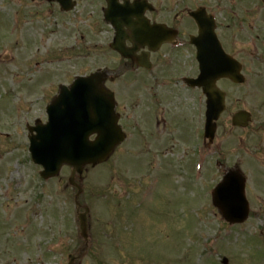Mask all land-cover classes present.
Masks as SVG:
<instances>
[{
    "label": "rangeland",
    "instance_id": "1",
    "mask_svg": "<svg viewBox=\"0 0 264 264\" xmlns=\"http://www.w3.org/2000/svg\"><path fill=\"white\" fill-rule=\"evenodd\" d=\"M39 1L0 0V12L13 15L18 7L23 10L25 6L26 11H36ZM88 1L90 6L83 4L70 13L43 3L40 10L44 9V18L50 13L46 21L37 14L22 36L10 34L6 39V32L0 33V264H66L67 256L77 249L53 246L57 238L54 235L60 232L63 238V229L69 233L72 229L71 235H78L75 193L68 185L71 170L64 167L56 180L41 179V168L32 162L28 151L26 125L37 118L46 120V103L40 97L48 84L71 81L68 63H50L55 58L49 56L50 51L58 50L59 56L68 57L72 53L87 54L84 49L90 48L83 71L113 65L110 53L104 58L100 54L109 27L103 24L98 0ZM41 75H46L47 81H41ZM23 84H28L29 89H24ZM230 89L228 86L233 99L238 90ZM248 94L249 100L237 102L235 107L230 105L229 113L241 108L259 111L255 107L261 103L262 95L255 84ZM194 111L197 107L189 108L187 114ZM204 114L203 102V123ZM219 124L213 151H165L163 155L166 161L176 162L182 160L184 152L185 161L198 156L204 159L200 165L203 172L193 190L181 191L175 169L169 174H152L147 184L148 155L152 153L142 148L144 142L137 144L135 137L134 151H123L131 147L129 141L110 162L88 169L83 178V199L91 206L92 227H103L107 233L120 228L125 235L117 249L109 236L102 250L87 253L79 264H102L95 262L96 254L109 264H147L141 259L152 264H222L224 256L229 258V264H264L260 233L263 230L264 238L263 128L259 132L233 129L228 114ZM235 166L247 177V197L253 212L242 226L224 223L210 198L211 189L221 181L226 169ZM132 199L134 204L124 207ZM193 201L195 204L190 203ZM31 222L32 236L26 232ZM217 241L223 245H216Z\"/></svg>",
    "mask_w": 264,
    "mask_h": 264
},
{
    "label": "flooded vegetation",
    "instance_id": "2",
    "mask_svg": "<svg viewBox=\"0 0 264 264\" xmlns=\"http://www.w3.org/2000/svg\"><path fill=\"white\" fill-rule=\"evenodd\" d=\"M129 1L141 5L144 11L147 9L149 40L151 33L154 35L153 27L159 25L165 30L166 41L158 48L139 46L135 50L139 60H134V54L133 59L126 60L116 53L118 77L106 84L114 92L119 123L132 139L131 151H134V137L137 144L144 142L146 151H202L203 91L193 84L200 74L198 48L193 42V37L199 36V28L191 13L204 9L214 16L222 47L242 64L247 78L244 98L248 101V92L254 84L264 94V4L255 3L243 9L236 20L242 29L235 36L231 26L219 20L221 4L227 0ZM83 2L87 0L78 1L76 8ZM98 3L102 11L107 6L106 0ZM46 5L59 8L56 1H47ZM229 14L231 11L226 12V16ZM242 42L261 48L251 51L250 47L238 45ZM125 45L134 50V42L125 40ZM218 84L238 88L246 85L237 86L227 79ZM195 107L200 110L188 115L187 110ZM144 133L146 137L142 136Z\"/></svg>",
    "mask_w": 264,
    "mask_h": 264
},
{
    "label": "water",
    "instance_id": "3",
    "mask_svg": "<svg viewBox=\"0 0 264 264\" xmlns=\"http://www.w3.org/2000/svg\"><path fill=\"white\" fill-rule=\"evenodd\" d=\"M66 8L70 0H58ZM115 0H109L107 20L117 28L128 24L127 17L115 16ZM114 14V15H113ZM122 20L123 22H121ZM208 32L203 33V39ZM202 49L203 76L199 85L204 87L208 96L207 124L205 136L211 140L216 131V121L224 110V94L215 86L218 78L229 76L237 80V71L226 70L229 60L222 52ZM220 63V64H218ZM228 63V64H227ZM227 66L225 67V65ZM232 64V63H231ZM100 75L80 78L74 83L71 93L61 95L49 108L50 123L45 129H38V134L32 138L31 152L36 163L43 165V176H54L63 164H70L78 172L87 164H98L106 161L114 148L123 140V134L117 126L114 115L112 96L99 85ZM78 92L82 95L79 97ZM245 113L235 116L234 124L245 126ZM98 134L94 141L89 136ZM214 204L220 208L224 217L230 222H243L248 216V204L245 199V179L238 171H229L223 182L214 191ZM82 229L85 222L81 217Z\"/></svg>",
    "mask_w": 264,
    "mask_h": 264
}]
</instances>
